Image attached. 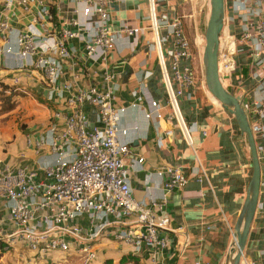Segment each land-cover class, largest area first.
<instances>
[{
    "label": "crops",
    "instance_id": "obj_1",
    "mask_svg": "<svg viewBox=\"0 0 264 264\" xmlns=\"http://www.w3.org/2000/svg\"><path fill=\"white\" fill-rule=\"evenodd\" d=\"M42 1L54 12V22L46 26L55 31L65 26L73 4ZM108 6L111 30L124 25L134 28L149 25L148 0H108ZM200 7L198 0H155L156 15L166 14L180 20L186 12L188 18L195 19L198 13L206 14L207 20L208 9L203 11ZM39 9L38 4L31 3L26 10L15 7L5 16L14 31L20 30ZM236 27L231 25L232 31ZM192 36L198 41L194 84L179 99L183 119L190 128L189 145L176 124L168 119L166 108L153 106L155 102L164 104L165 93L151 35L147 32L136 41L125 37L117 41L107 58V69L112 75L109 84L102 80L99 62L85 57L82 40H71L68 46L74 52L76 65L71 68L64 63L58 81L60 85H70V89L51 96L40 74L14 69L21 62L15 53L2 57L0 84L7 89L12 86L13 78H18L19 84L16 90L0 93V165L10 169L25 168L34 173L33 182L43 181L45 177L40 167L50 166L53 156L47 146L35 149L28 141L50 140L52 127L55 131L61 130V122L52 115L56 111L65 112L64 100L77 90L91 86L99 90L111 88L112 104L125 108L120 115L119 140L127 144L130 151L125 162L133 197L147 204L150 200L166 199L165 213L170 222L168 228L160 232L165 247L155 251L153 258L143 248L135 251L131 244L115 240L112 229L108 228L94 243L96 258L89 264H224L251 177V157L234 117L206 89L199 58L204 32L199 31L198 24ZM262 63L251 57L249 49L245 48L237 57L236 70L225 89L240 102L257 97L259 83L255 75L264 73V65L263 69L259 68ZM146 72L151 75L144 79ZM134 92L140 100L132 96ZM83 111L90 119L95 117L94 109L88 105H84ZM139 159L140 164L135 161ZM166 167L183 174L184 187L170 192L164 190L166 177L156 173ZM258 202L261 206H257L240 264H264V187L260 188ZM77 222L85 232L97 228V223H90L86 217H80ZM0 230L2 234L11 231L9 213L2 199ZM2 247L0 241V264H82L74 254L51 253L44 259L35 258L34 253L19 242L7 252H3Z\"/></svg>",
    "mask_w": 264,
    "mask_h": 264
},
{
    "label": "built area",
    "instance_id": "obj_2",
    "mask_svg": "<svg viewBox=\"0 0 264 264\" xmlns=\"http://www.w3.org/2000/svg\"><path fill=\"white\" fill-rule=\"evenodd\" d=\"M203 1L209 9L208 0ZM224 1L225 17L217 48V73L223 86L229 83L236 70L237 57L245 48L249 49L251 57L261 63L264 60V0ZM0 2V66L2 57L15 53L21 62L14 69L40 74L50 96L70 89V85H60L58 81L64 63L71 68L76 65L74 52L68 46L71 40H82L85 57L99 62L102 80L109 84L112 75L107 69V58L117 41L122 37L136 41L145 32L149 33L165 93L164 104L155 102L153 106L166 108L168 119L190 144V128L183 119L179 99L194 84L198 41L190 39L178 17L156 15L155 0H148L149 25L146 28L124 25L111 30L108 0H57L73 6L70 17L64 21L65 26L55 31L46 26L54 22V15L42 0ZM31 3L38 4L39 11L23 29L14 31L5 14L12 13L15 7L26 10ZM231 25H236V30L232 31ZM201 45L203 48L204 37H201ZM263 65L259 68L263 69ZM150 75L146 72L143 78ZM255 77L259 95L240 103L255 141L261 188L264 187V73ZM18 84V78L12 79L13 89H4L0 84V93L16 90ZM112 93L111 88L99 90L94 86L77 90L64 100L65 112L56 111L52 115L61 122V130L58 132L52 127L50 140L28 141L35 149L47 146L53 156L50 166L40 167L45 177L43 181L33 182L34 173L25 168L10 169L0 165V199L6 203L11 225L7 233L2 234L0 230L3 252L19 242L34 253L35 258L44 259L51 253L74 254L82 264H89L96 258L94 243L108 228L112 229L115 240L131 244L135 251L143 248L151 258L155 251L165 247L160 232L167 229L170 222L165 213L166 199L150 200L147 204L133 197L125 162L130 151L128 145L119 140L120 115L125 108L112 104ZM132 96L140 100L137 93ZM84 105L95 111L91 129ZM145 115L150 117L149 113ZM135 161L140 164L141 159ZM156 174L166 177L163 184L166 192L186 184V178L178 169L166 167ZM257 206L261 204L257 202ZM80 217L96 222L97 228L85 232L77 222Z\"/></svg>",
    "mask_w": 264,
    "mask_h": 264
},
{
    "label": "water",
    "instance_id": "obj_3",
    "mask_svg": "<svg viewBox=\"0 0 264 264\" xmlns=\"http://www.w3.org/2000/svg\"><path fill=\"white\" fill-rule=\"evenodd\" d=\"M209 9L204 30V46L201 56L204 82L210 95L227 110L245 138L251 157L252 173L248 182L244 201L232 230L233 240L226 253L224 264H240L246 247L248 235L257 209L260 189L261 168L255 141L246 114L240 101L225 89L217 73L218 37L225 17L224 0H208ZM94 118L90 119L89 129Z\"/></svg>",
    "mask_w": 264,
    "mask_h": 264
},
{
    "label": "rangeland",
    "instance_id": "obj_4",
    "mask_svg": "<svg viewBox=\"0 0 264 264\" xmlns=\"http://www.w3.org/2000/svg\"><path fill=\"white\" fill-rule=\"evenodd\" d=\"M200 2V8L203 11H207L206 5L204 4L203 0L201 2V0H198ZM208 13V11L206 12ZM182 24H183V28L185 29V32L190 36V39H193V31L194 29L197 27H199V31L200 32H204V27H205V21H206V14L201 16L196 15V19L195 18H188V12H186L184 18H182ZM196 21V22H195ZM12 108V105L10 106ZM25 126V125H22Z\"/></svg>",
    "mask_w": 264,
    "mask_h": 264
},
{
    "label": "trees",
    "instance_id": "obj_5",
    "mask_svg": "<svg viewBox=\"0 0 264 264\" xmlns=\"http://www.w3.org/2000/svg\"><path fill=\"white\" fill-rule=\"evenodd\" d=\"M51 11H52V14H53L54 12H53V10H52V9H51Z\"/></svg>",
    "mask_w": 264,
    "mask_h": 264
}]
</instances>
